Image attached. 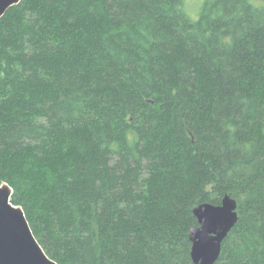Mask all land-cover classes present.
Here are the masks:
<instances>
[{
    "label": "trees",
    "instance_id": "16d2710c",
    "mask_svg": "<svg viewBox=\"0 0 264 264\" xmlns=\"http://www.w3.org/2000/svg\"><path fill=\"white\" fill-rule=\"evenodd\" d=\"M21 0L0 17V183L57 264H264V0Z\"/></svg>",
    "mask_w": 264,
    "mask_h": 264
},
{
    "label": "water",
    "instance_id": "95a60500",
    "mask_svg": "<svg viewBox=\"0 0 264 264\" xmlns=\"http://www.w3.org/2000/svg\"><path fill=\"white\" fill-rule=\"evenodd\" d=\"M21 0H0V17ZM12 188L0 183V264H57L44 252L20 206L10 201ZM237 201L229 195L220 204L209 202L193 209L198 225L189 229L194 264H214L221 243L238 220Z\"/></svg>",
    "mask_w": 264,
    "mask_h": 264
},
{
    "label": "rangeland",
    "instance_id": "374dc122",
    "mask_svg": "<svg viewBox=\"0 0 264 264\" xmlns=\"http://www.w3.org/2000/svg\"><path fill=\"white\" fill-rule=\"evenodd\" d=\"M205 0H183V10L191 19L196 20Z\"/></svg>",
    "mask_w": 264,
    "mask_h": 264
}]
</instances>
